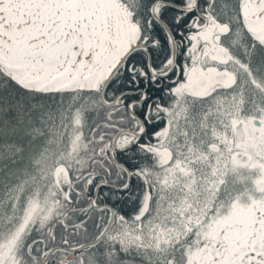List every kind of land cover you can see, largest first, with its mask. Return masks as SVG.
<instances>
[{
	"label": "trees",
	"instance_id": "16d2710c",
	"mask_svg": "<svg viewBox=\"0 0 264 264\" xmlns=\"http://www.w3.org/2000/svg\"><path fill=\"white\" fill-rule=\"evenodd\" d=\"M126 1L134 4L131 7L138 12L135 19L141 25L146 23L144 16L151 19L150 41L158 39L161 45L149 53L152 69L159 70L171 56L172 44L166 30L151 17L150 8L156 0ZM168 1L185 5V0ZM214 1L198 0L188 12L166 6L161 12L176 40L180 63L189 45L186 37L210 20ZM232 2L237 8L238 0ZM170 86L152 74L148 54L138 50L129 54L102 93H41L23 88L0 70V247L17 237L13 264H41L54 247L79 246L99 235L109 209L96 210L90 201L101 176L111 180V170L120 168L107 151L121 132L133 140L125 148H115L113 159L133 171L130 195L113 199L109 194L112 188L101 184L95 200L111 204L127 217L138 213L142 189L139 169L151 161L149 146L160 143L180 104L178 95L166 91ZM61 169L68 173L62 188L53 177ZM126 180L124 170L116 182L123 185ZM51 186L55 191L48 195ZM32 206L37 213L29 221L26 217ZM25 220L28 226L23 230ZM103 244H95L83 263L79 256L68 263L66 253L57 250L45 264H109L108 245ZM90 255L93 263H87Z\"/></svg>",
	"mask_w": 264,
	"mask_h": 264
},
{
	"label": "flooded vegetation",
	"instance_id": "af4514ba",
	"mask_svg": "<svg viewBox=\"0 0 264 264\" xmlns=\"http://www.w3.org/2000/svg\"><path fill=\"white\" fill-rule=\"evenodd\" d=\"M156 2L157 14L165 22L166 19L162 18L164 7L173 6L168 0ZM197 3L198 0H192L187 4L185 0V5L179 6L192 5V11ZM208 16L212 18L213 15L210 13ZM211 18L204 26L210 23ZM217 18L214 16V19ZM143 19L146 21L142 25L145 42L136 50L149 55V51L161 42L158 39L150 41L151 19L147 16ZM221 20L216 24L223 25ZM161 25L170 39L176 42L172 32L169 33L170 28L167 30ZM195 33L191 32L186 37L189 45L183 63L178 61L177 56L172 58V51L162 68L150 69L155 77L170 83L166 90L169 93L180 95V88L176 92L175 87L187 78V69L192 64V36ZM213 36L218 47V40H222L224 32ZM215 61V65L208 70L214 68L221 74L213 71L202 73L199 84L203 85L204 93L191 94L185 89L184 93L195 100H203L221 90L237 87L239 93L245 95V100L241 104H232L238 111L227 118L226 123L217 121L220 126L224 124L223 133L203 134L200 140L192 141L194 150H159L158 145L149 146L151 161L144 162L139 169L141 204L135 216L127 217L111 204H98L95 200L96 210L104 212L105 208L109 209L106 234L97 243H104L102 247L108 245L105 251L109 253V264H264V98L260 96L264 95V82H258V77H253V71L224 68L230 61L223 55ZM256 90L259 91L258 97L254 94ZM255 97L258 100L256 103ZM107 152L110 157L114 155V150ZM107 152L102 151L103 154ZM119 167L111 170V180L101 176L93 191L94 199L101 184L112 188L109 194L113 199L118 195L129 197L133 171L122 165ZM124 170H127V180L120 185L116 181ZM123 227L126 228L124 233ZM104 231L102 229L97 237ZM132 236L140 238L139 244L132 240ZM161 236L175 237L178 244L161 248L157 243ZM133 242L136 246L130 245ZM93 246L75 252L70 248L77 246H57L53 253L63 250L66 262H73L79 256L83 263ZM71 255L73 258L68 260Z\"/></svg>",
	"mask_w": 264,
	"mask_h": 264
},
{
	"label": "bare ground",
	"instance_id": "6f19581e",
	"mask_svg": "<svg viewBox=\"0 0 264 264\" xmlns=\"http://www.w3.org/2000/svg\"><path fill=\"white\" fill-rule=\"evenodd\" d=\"M107 6L125 12V32L114 33ZM239 13L246 32L264 46V0H240ZM139 35L122 0H0V70L26 89L99 91Z\"/></svg>",
	"mask_w": 264,
	"mask_h": 264
},
{
	"label": "rangeland",
	"instance_id": "374dc122",
	"mask_svg": "<svg viewBox=\"0 0 264 264\" xmlns=\"http://www.w3.org/2000/svg\"><path fill=\"white\" fill-rule=\"evenodd\" d=\"M23 1L30 5H37L38 3L42 2V0ZM122 1L125 2L131 9L132 19L135 22L134 12L131 8V6L134 4H129L126 2V0ZM239 1L240 0H238V7L235 8L232 0H215V9L212 11L216 14V17L222 19L221 21H223L224 24L217 25L215 21H212L214 19V16H212L210 23L192 36V64L187 69L186 80L179 82V84L175 87L176 92H178L180 88V94L182 96L181 104L175 115L172 117L169 126L166 128V131L164 130L161 135L162 142L158 147L159 150H194L192 141L200 140L203 134L209 135V133H211L213 135H220L223 133L224 124L220 126L219 123L221 121L222 123H226L227 118L233 117L237 113V108H235L232 104H241V101L245 100V95L242 94L243 92L239 93V90L236 89L237 87L226 91L221 90L218 93L203 100H195L193 97L189 96V94L184 93L185 90L191 94L204 93L203 85L199 84L201 75L202 73L207 74L208 71H213L215 74H221V72L214 71V68L208 70L210 67L215 65V59L218 60L220 55H223L227 60L230 61L227 63V65H224V68L233 71H253V77H258V82H264V46L250 37V35L244 29L239 13ZM186 2L189 4L192 3V0H186ZM191 6L192 5L189 7ZM153 9L154 11H157L155 6H153ZM107 12L111 14L110 21L114 33L119 35L125 32L128 27L126 23L125 12L120 8L112 6H107ZM217 32H224L222 40H218L220 42L218 47L217 39H219L220 36L217 35L216 40H214L213 36V34ZM139 40H143L141 28ZM220 45L222 46L221 48L219 47ZM127 59H129V55H127L124 59L122 58L119 65L116 66L112 71L113 73L111 76H113L121 64L126 62ZM217 65L220 67V64ZM81 91L82 90H78L76 92L78 93ZM257 93H259L258 90H256V93H254L256 97H258ZM260 96L261 98H264V95L261 94ZM256 97L254 98V103L258 101ZM131 137V135L124 134L120 143L129 142ZM67 175L68 173L64 172L62 169L60 171L57 170L53 174L55 182L58 183L59 187L62 188L65 185L64 182ZM49 176L51 178V174H49ZM54 191L55 187L51 186L48 191V195H52ZM28 213L29 215H27L26 219L29 218L30 221L37 213L36 207L32 206ZM27 223L28 220L22 222L21 228H23V230L28 226ZM106 227L108 226H106L105 223L103 228L105 231H107ZM124 229L126 228L123 227L122 233L125 232ZM16 239L17 237L13 236L8 239V241L1 244L0 264H13L12 256L15 251L14 247L16 246ZM136 242L138 243L137 240L135 243ZM135 243L133 242L130 245L136 246L134 245ZM88 257L89 259L87 263H93L92 255ZM77 263H79V261H77Z\"/></svg>",
	"mask_w": 264,
	"mask_h": 264
},
{
	"label": "water",
	"instance_id": "95a60500",
	"mask_svg": "<svg viewBox=\"0 0 264 264\" xmlns=\"http://www.w3.org/2000/svg\"><path fill=\"white\" fill-rule=\"evenodd\" d=\"M175 6V5H174ZM186 10H190V8H186ZM161 23L166 27V25L161 21ZM167 28V27H166ZM174 46V50H173V57H175V45H173ZM151 66V65H150ZM120 136V134H118L117 136H116V138L114 139V142H113V147H114V145H115V143H116V141H117V139H118V137ZM105 233H106V231H104L99 237H97L96 239H94V240H92L91 242H88V243H86V244H83V245H81L80 247H78V248H76V249H71L70 251H72V252H75V251H78V250H80V249H82V248H84V247H88V246H90V245H94V244H96V243H98L102 238H103V236L105 235ZM52 252H53V250H51L50 252H49V254L47 255V257L44 259V261L42 262V264H44L48 259H49V257H50V255L52 254ZM73 258V256L71 255L70 257H69V259H72Z\"/></svg>",
	"mask_w": 264,
	"mask_h": 264
},
{
	"label": "snow or ice",
	"instance_id": "6c2138e0",
	"mask_svg": "<svg viewBox=\"0 0 264 264\" xmlns=\"http://www.w3.org/2000/svg\"><path fill=\"white\" fill-rule=\"evenodd\" d=\"M262 171H264V170H262ZM262 179H264V177H262Z\"/></svg>",
	"mask_w": 264,
	"mask_h": 264
}]
</instances>
